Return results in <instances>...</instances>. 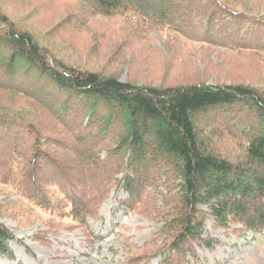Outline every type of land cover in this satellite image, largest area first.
Returning a JSON list of instances; mask_svg holds the SVG:
<instances>
[{
    "label": "trees",
    "instance_id": "1",
    "mask_svg": "<svg viewBox=\"0 0 264 264\" xmlns=\"http://www.w3.org/2000/svg\"><path fill=\"white\" fill-rule=\"evenodd\" d=\"M64 1L79 6L64 24L80 31L90 16L139 14L190 29L193 42L264 55V15L233 0ZM35 39L0 12V93L23 100L0 105V187L33 220L55 211L73 229L120 187L126 207L160 223L168 264L213 247L207 218L214 229L264 231V72L258 84L140 85L65 64ZM13 237L0 222L1 255L12 257Z\"/></svg>",
    "mask_w": 264,
    "mask_h": 264
},
{
    "label": "rangeland",
    "instance_id": "2",
    "mask_svg": "<svg viewBox=\"0 0 264 264\" xmlns=\"http://www.w3.org/2000/svg\"><path fill=\"white\" fill-rule=\"evenodd\" d=\"M233 1L250 13L264 15V0ZM79 10L76 3L64 0H0V12L33 34L58 60L123 82L162 87L258 84L263 76L264 55L237 54L219 45L193 42L190 29L160 26L139 14L90 16L85 31L78 30L73 21L70 26L64 24ZM0 95V105L23 101ZM219 144L221 152H237L230 141ZM127 197L120 187H113L92 216L68 229L69 217L66 220L55 211L49 214L38 209V220H33L34 209L0 187V222L14 236L8 243L12 257L0 255V264H168L163 259L166 249L154 235L160 223L126 207L122 202ZM20 218L33 223L21 225ZM205 222L215 243L211 249L199 247L197 261L188 259L184 264H264V231L252 233L239 225L223 231L212 228L209 218ZM234 229L238 231L233 233Z\"/></svg>",
    "mask_w": 264,
    "mask_h": 264
}]
</instances>
